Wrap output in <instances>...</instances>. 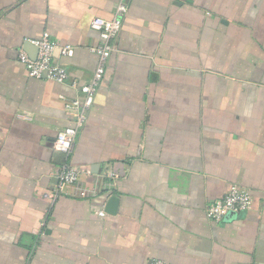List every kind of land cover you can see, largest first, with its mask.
<instances>
[{
	"label": "crops",
	"instance_id": "1",
	"mask_svg": "<svg viewBox=\"0 0 264 264\" xmlns=\"http://www.w3.org/2000/svg\"><path fill=\"white\" fill-rule=\"evenodd\" d=\"M120 1L0 0V264H264V0H126L74 151L55 150L91 20ZM43 35L64 84L18 60ZM66 162L78 181L52 202ZM232 186L251 210L211 222Z\"/></svg>",
	"mask_w": 264,
	"mask_h": 264
},
{
	"label": "built area",
	"instance_id": "2",
	"mask_svg": "<svg viewBox=\"0 0 264 264\" xmlns=\"http://www.w3.org/2000/svg\"><path fill=\"white\" fill-rule=\"evenodd\" d=\"M126 10V0H121L116 6L112 19L93 18L91 20L90 27L97 32L100 41L97 46L90 48V52L97 57V64L90 81L78 88L82 100L74 99L64 106L73 112L74 125L59 132L54 141L55 150L63 153L67 158L74 151L79 130L83 127L87 117L86 113L93 104L97 87L103 78L107 60L113 49L111 42L121 30ZM33 44L37 48L35 60L29 59L23 53L18 57L28 76L34 79H40L44 76L58 84L66 83L68 81L67 71L52 59V53L57 48L56 44L51 42L47 35L33 41ZM72 53L73 49L69 46L60 49L62 56H71ZM72 86L75 87L74 84ZM79 175L80 169L69 162L59 166L55 172L57 185L47 195L49 200L55 201L66 188L75 185ZM111 176L115 177V174H111ZM252 202L251 194L248 191L239 186H232L223 197L209 203L204 214L211 222L219 223L229 215H239L251 210ZM98 215L103 216V213L99 212ZM156 264L163 263L157 262Z\"/></svg>",
	"mask_w": 264,
	"mask_h": 264
},
{
	"label": "rangeland",
	"instance_id": "3",
	"mask_svg": "<svg viewBox=\"0 0 264 264\" xmlns=\"http://www.w3.org/2000/svg\"><path fill=\"white\" fill-rule=\"evenodd\" d=\"M63 130H65V129H63ZM63 130H62V131H63ZM60 132H61V131H60ZM76 140H77V139H76ZM74 166H75V165H74Z\"/></svg>",
	"mask_w": 264,
	"mask_h": 264
}]
</instances>
